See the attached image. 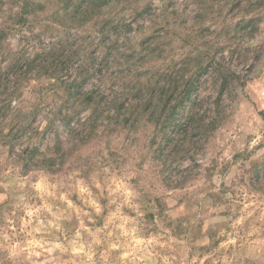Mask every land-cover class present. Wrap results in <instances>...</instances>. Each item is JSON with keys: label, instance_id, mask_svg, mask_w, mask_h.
Here are the masks:
<instances>
[{"label": "clouds", "instance_id": "obj_1", "mask_svg": "<svg viewBox=\"0 0 264 264\" xmlns=\"http://www.w3.org/2000/svg\"><path fill=\"white\" fill-rule=\"evenodd\" d=\"M0 173L37 222L4 226L0 264L61 221L143 224L170 173L234 193L203 200L230 231L196 259L264 264V0H0Z\"/></svg>", "mask_w": 264, "mask_h": 264}, {"label": "rangeland", "instance_id": "obj_2", "mask_svg": "<svg viewBox=\"0 0 264 264\" xmlns=\"http://www.w3.org/2000/svg\"><path fill=\"white\" fill-rule=\"evenodd\" d=\"M46 163L49 168L56 165L55 160ZM66 163L60 161L61 171ZM170 176L171 173L159 181V187H154V194L148 202L155 210L142 209L145 213L141 217L143 224L134 221L135 213L121 209L111 215L105 213L103 219L95 222V228L91 221L74 220L73 223L80 228L79 233L75 229L69 231L71 226L67 221H61V230L54 229V235L37 228L23 243L24 251L20 253L23 264H188L194 259L195 264H200L201 260L208 264L203 255L196 259V252L206 254L210 246L228 245L230 229L226 222L230 223L227 218L231 213L227 209L210 212L209 208L202 206L203 200H212L211 207L216 208L218 204L228 203L223 200L224 196H234V193L221 191L205 196L203 186L190 187L187 181L173 186ZM210 178L206 176V179ZM113 182L117 185L123 183L118 175ZM8 183L0 173V195L5 194L4 185ZM220 188H225L224 183H220ZM29 219L33 225L37 224L27 211L12 207L11 201L0 202V243L8 239L4 226L9 221L11 227L8 231H13L18 230V225L24 227ZM220 231L225 234L219 236ZM205 237L208 244H198ZM185 249L186 260L183 258Z\"/></svg>", "mask_w": 264, "mask_h": 264}]
</instances>
